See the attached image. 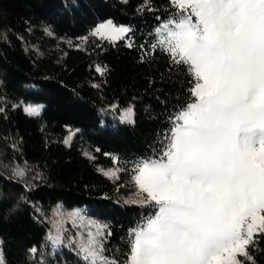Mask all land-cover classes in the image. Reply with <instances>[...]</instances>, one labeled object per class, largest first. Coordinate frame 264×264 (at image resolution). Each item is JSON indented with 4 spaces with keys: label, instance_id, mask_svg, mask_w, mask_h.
<instances>
[{
    "label": "trees",
    "instance_id": "obj_1",
    "mask_svg": "<svg viewBox=\"0 0 264 264\" xmlns=\"http://www.w3.org/2000/svg\"><path fill=\"white\" fill-rule=\"evenodd\" d=\"M174 14L168 0H0L5 264H86L77 246L49 239L56 235L51 211L57 204L86 208L106 224L105 254L124 264L129 233L154 213L134 198V166L161 156L174 117L195 99L187 66L152 48L156 30ZM107 18L130 26L131 44L90 34ZM29 104L41 105L39 115L24 111ZM129 105L134 123L116 120ZM100 165L116 167L117 176L105 175ZM251 255L254 264H264V241Z\"/></svg>",
    "mask_w": 264,
    "mask_h": 264
},
{
    "label": "snow or ice",
    "instance_id": "obj_2",
    "mask_svg": "<svg viewBox=\"0 0 264 264\" xmlns=\"http://www.w3.org/2000/svg\"><path fill=\"white\" fill-rule=\"evenodd\" d=\"M168 3L175 14L152 48L187 66L195 99L174 117L161 156L134 166L142 203L154 213L129 233L124 264H254L251 248L264 241V0ZM104 30L112 42L131 31L108 20L93 35ZM24 111L36 116L40 108ZM68 216L88 229L75 242L86 264H121L105 254L106 224ZM63 223L54 222V244L62 243Z\"/></svg>",
    "mask_w": 264,
    "mask_h": 264
},
{
    "label": "rangeland",
    "instance_id": "obj_3",
    "mask_svg": "<svg viewBox=\"0 0 264 264\" xmlns=\"http://www.w3.org/2000/svg\"><path fill=\"white\" fill-rule=\"evenodd\" d=\"M108 20H111L113 22V24L116 25L117 27L124 26V27L130 28V26L128 24L116 23L111 18H107V19L99 22L95 26H93L91 31H90V34L93 35V32L95 31V29L100 24L105 23ZM129 33L124 34V39L126 40V42L128 44H131V37H129ZM96 36H99L101 38L109 39L110 33H109V31L104 30L103 35H99L98 34ZM116 41H118V40H116ZM29 105L35 106V107H39V108L41 107V105H36V104H29ZM25 107H27V105ZM113 108H115V106H113ZM127 115H130L132 120L134 119V109H133L132 105H129V106L123 108L120 111V113H118L116 115V118H117L116 120L127 121L125 119V116H127ZM75 131H76L75 129L67 131L66 136H65V140H69V141L73 140L74 139V135H75ZM87 150L90 151V153H91V150H89V149H87ZM100 168L104 172H108L109 170H112L113 172H115V175H110V176H112V177H116L117 176L118 170L114 166L113 167H107L105 165H100ZM134 198L136 200H141L143 198V194H141L140 191H138L136 193V195L134 196ZM83 211H86V214ZM51 212H52L51 213V220H52V224H53L54 233L56 234V228L54 227V222L57 221V220L63 219V221H64L63 228H64L65 224H66V226L64 228L65 231H64L63 236H62V243H65V244L71 245V246H76L75 242H81L84 239H86V234H87L88 229L85 228L83 225H80L79 219H77L75 221V225H79V226H74V222L69 224L68 221H70V220L72 221V219L69 218L68 213L77 212V213L80 214L81 217L84 218L85 221H95L98 224H102L101 222H99L96 219H94V217H92V215H90L87 212V209L83 208V207H74L73 209H66L61 204H57L53 208V210ZM61 213L63 214V216L60 215ZM51 230H52V228H51ZM92 231H95V229L93 228Z\"/></svg>",
    "mask_w": 264,
    "mask_h": 264
}]
</instances>
